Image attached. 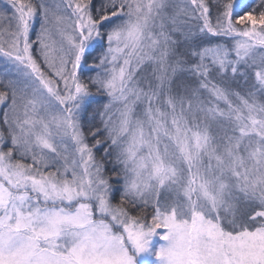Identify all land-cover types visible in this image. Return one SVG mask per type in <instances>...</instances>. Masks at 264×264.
<instances>
[{"label":"rangeland","instance_id":"1","mask_svg":"<svg viewBox=\"0 0 264 264\" xmlns=\"http://www.w3.org/2000/svg\"><path fill=\"white\" fill-rule=\"evenodd\" d=\"M47 1L44 20L36 21L32 9L7 0L11 37L0 8V84L10 95L0 97V115L10 143L20 156L38 151L57 160L54 168L45 164L47 173L13 161L0 134V264H264V220L233 234L219 225L242 224L251 203L264 205V28L250 24L232 39L234 64L248 66L249 77L239 78L248 89L232 88L240 82L232 67L227 88L208 91L211 107L188 99L186 81L178 109L165 98L168 111L150 107L137 71L169 52L172 34L186 26L188 35L189 8L200 25L206 21L200 0H125L104 40L83 4ZM32 31L47 70L31 54ZM93 46L102 53L96 64ZM84 60L109 96L110 127L127 162L125 193L154 208L147 226L111 205L82 141Z\"/></svg>","mask_w":264,"mask_h":264},{"label":"trees","instance_id":"2","mask_svg":"<svg viewBox=\"0 0 264 264\" xmlns=\"http://www.w3.org/2000/svg\"><path fill=\"white\" fill-rule=\"evenodd\" d=\"M6 1L0 0V8L4 7L8 13L7 18L9 19L10 17L11 23L8 33H11V37L16 25L14 26L13 24L14 14L10 9V4ZM14 1L17 4L20 3L26 8L32 9L35 12L34 14H36V21L41 16L42 18L44 17L43 11L46 5L48 7L49 3L47 0ZM77 1L84 5V10L87 11L92 20L99 23L97 30L101 33V39L103 40L109 29H112L114 26V20L120 17L119 11H125L124 7L126 3L125 0ZM200 1L206 11V21L200 25L201 16L197 13L195 15L187 6L189 8V12L187 13L189 15L188 23L191 25L188 35L186 26L183 30L172 34L171 37L175 42H172L173 47L168 49L169 52L165 55L162 53L158 57V60L153 63H149L148 61L142 62L139 68L140 73L137 71V85L139 82L138 90L141 95L147 97L146 99H148L151 108L159 106L164 109L168 108V111L171 110V107H167V104L164 103L165 98H171L178 102L180 98L176 96L182 91L181 87L185 85L186 81L189 83L185 91L189 95L188 99H192L193 101L199 99L204 102V105L211 107L214 99L208 95V91L211 90L213 92V90H216L220 92V89L227 88L228 85L225 81L230 75L229 70L232 67L233 74L231 75L234 79H238V82L240 81L239 78L249 77L246 69L248 67L247 65L243 63H241L243 65L234 64L235 56L231 46L232 39L235 34H239L240 28H249L250 24L264 28V0ZM184 5H187L186 1ZM256 19L259 21H254ZM30 43L33 59L40 68L45 70L44 62L40 58V50L42 49L39 38L37 37V33H33V31L30 35ZM91 50L96 52L92 62L94 64L99 63L102 55L101 51L99 48H95V46ZM93 52L91 51V53ZM84 61L79 67V70L87 72V77H80V82L87 94L83 98L84 101L77 123L82 141L90 152L91 159L96 166L99 176L106 182L111 205L126 218H130L139 224L147 226L154 214V208L146 204V202L134 199L125 193L123 183L126 178L127 162L118 132L115 128L111 129L110 127V124H114L115 121L113 122V116H109V109H106V102L109 96L100 75L93 69L95 66H90L86 60ZM217 62L221 63V70L223 72L225 70L226 72L222 74L218 73ZM182 69L185 70L183 73L180 71ZM157 71L159 73L158 81L156 80ZM159 71H162V73ZM200 81L204 83L203 92L198 87ZM231 84L233 86L232 88L236 89H248L246 86L249 85L247 83L246 86H243V81ZM197 92L199 95H197ZM220 93H222V90ZM173 95L175 98L172 97ZM193 95L196 97H192ZM2 96L9 97L10 95L9 89L0 84V97ZM142 100L143 97H140V101ZM176 101L175 104L177 103ZM216 102L219 106V102L222 101ZM175 104L174 109H178V103ZM240 106L242 105H230V108L236 112L237 110H241ZM9 132L3 117L0 115V134L3 141L2 149L8 154L9 158L13 161L27 164L30 168L39 171H45L47 173L50 170L51 172V169L45 164L50 162L51 164L49 166L54 168L57 160L53 162L52 158L47 156V153L38 151H32L29 155L20 156L15 146L10 143ZM251 207L250 213L249 210L243 212L244 216L242 215V220L245 222L242 224L229 226L220 221V227L230 234L248 230L254 231L259 228L264 220V217L261 215V213H264V205L257 207L251 203Z\"/></svg>","mask_w":264,"mask_h":264}]
</instances>
